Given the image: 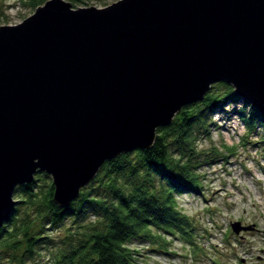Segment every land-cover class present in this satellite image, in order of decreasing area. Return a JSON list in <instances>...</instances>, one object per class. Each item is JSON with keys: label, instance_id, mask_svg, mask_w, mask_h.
I'll list each match as a JSON object with an SVG mask.
<instances>
[{"label": "water", "instance_id": "95a60500", "mask_svg": "<svg viewBox=\"0 0 264 264\" xmlns=\"http://www.w3.org/2000/svg\"><path fill=\"white\" fill-rule=\"evenodd\" d=\"M221 82L264 115V0H49L1 26L0 231L38 173L66 210L106 162L151 149Z\"/></svg>", "mask_w": 264, "mask_h": 264}, {"label": "trees", "instance_id": "16d2710c", "mask_svg": "<svg viewBox=\"0 0 264 264\" xmlns=\"http://www.w3.org/2000/svg\"><path fill=\"white\" fill-rule=\"evenodd\" d=\"M27 1L36 11L49 0ZM68 1L73 6L83 3ZM218 85L224 86L223 96L212 92L202 102L183 107L170 126L157 129L151 149H137L106 162L68 209L54 203L55 187L46 173L36 175L44 177L45 185L35 177L31 185L18 187L15 195L24 201L16 205L25 204L41 223L37 229L20 218L15 206L0 231V259L6 251L22 250L15 263L26 264L36 261L40 247L52 251L45 264H139L138 253L130 248L135 241L166 247L165 237L170 236L190 246L200 243L198 228L178 198L203 193L202 168L235 155L233 147L212 146L207 152L199 148L202 140L211 139L214 115L224 111L226 103H243L238 114L247 134L258 136L253 145L264 151V115L238 97L231 85ZM60 230L65 231L63 237L48 234Z\"/></svg>", "mask_w": 264, "mask_h": 264}, {"label": "rangeland", "instance_id": "374dc122", "mask_svg": "<svg viewBox=\"0 0 264 264\" xmlns=\"http://www.w3.org/2000/svg\"><path fill=\"white\" fill-rule=\"evenodd\" d=\"M82 1L74 8L102 9L119 0ZM27 4V0H0V27L17 26L32 16L35 10ZM218 84H213L207 95L215 92L223 96L224 86ZM243 107V103H226L224 111L214 115L210 141L202 140L199 145L205 152L212 146L233 147L235 155L222 164L202 168L201 174L205 178L203 193L183 194L178 198L180 207L198 228L200 243L190 246L170 236L165 237L166 247L135 241L130 248L138 253L139 264H264V151L262 153L260 147L253 145L258 142L257 134L248 135L246 132L238 114ZM261 133L259 136H262ZM36 178L41 180L39 184H46L44 177ZM14 200L24 201L16 195ZM16 207L20 210V218L30 220L36 228L40 226L35 212L25 204ZM236 223L253 229L237 235L231 228ZM64 232L50 231L48 234L59 238ZM36 251V261L26 264H45L49 261L51 250L39 247ZM21 252L6 251L0 264H16L21 260Z\"/></svg>", "mask_w": 264, "mask_h": 264}, {"label": "bare ground", "instance_id": "6f19581e", "mask_svg": "<svg viewBox=\"0 0 264 264\" xmlns=\"http://www.w3.org/2000/svg\"><path fill=\"white\" fill-rule=\"evenodd\" d=\"M248 233H251V232H248Z\"/></svg>", "mask_w": 264, "mask_h": 264}]
</instances>
